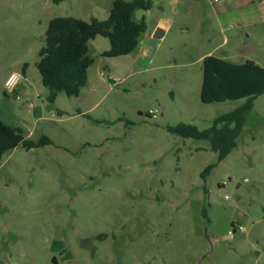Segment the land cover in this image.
Segmentation results:
<instances>
[{
	"label": "rangeland",
	"instance_id": "374dc122",
	"mask_svg": "<svg viewBox=\"0 0 264 264\" xmlns=\"http://www.w3.org/2000/svg\"><path fill=\"white\" fill-rule=\"evenodd\" d=\"M114 1L0 0V119L53 141L1 160L0 264H264V94L221 162L207 141L167 130L207 129L244 104L201 102V57L264 66V18L224 27L211 0H181L148 57L136 60L145 42L130 57L93 49L87 87L52 104L37 66L49 22L106 20ZM166 1L136 12L148 35Z\"/></svg>",
	"mask_w": 264,
	"mask_h": 264
},
{
	"label": "trees",
	"instance_id": "16d2710c",
	"mask_svg": "<svg viewBox=\"0 0 264 264\" xmlns=\"http://www.w3.org/2000/svg\"><path fill=\"white\" fill-rule=\"evenodd\" d=\"M154 0H115L106 20L92 18L85 21L75 17H56L48 25L45 45L40 50L37 64L43 86L48 90L52 104L59 93L69 97L80 96L89 83V71L95 64L90 50L91 40L107 38L110 48L102 52L104 58L130 55L139 47L147 32L145 18L136 19L138 10L150 11ZM203 104L245 100L244 104L217 117L213 125L200 130L190 123L168 126L169 133L184 139L207 141L221 162L238 146L254 109L257 97L264 94V66L254 61L233 63L215 55L202 61ZM25 74V70H23ZM53 144L46 135L38 140L26 138L24 131L0 119V165L4 155L22 145L27 151ZM214 167L203 172V178Z\"/></svg>",
	"mask_w": 264,
	"mask_h": 264
},
{
	"label": "crops",
	"instance_id": "0c3cea01",
	"mask_svg": "<svg viewBox=\"0 0 264 264\" xmlns=\"http://www.w3.org/2000/svg\"><path fill=\"white\" fill-rule=\"evenodd\" d=\"M211 3L214 5V11L216 12L219 23L222 26L224 25V27L227 25L226 27L234 28L236 26H241L244 23H253L255 22L254 19L260 16L261 19L258 20H262L264 18V0H219L218 2L211 0ZM184 4L185 2L181 0H167L163 3L161 6V16H159L154 28L151 30L149 35L148 28L147 32L141 37L139 47L142 42H145V46L142 50L140 49V54L136 57V60L140 59L141 56L148 57L149 54H151V50L153 48L152 44L154 43V41L152 43L151 40H162L169 33H171L177 17L181 13V6ZM158 28L164 31V35L160 39L155 38V33ZM99 38L100 36L91 40L90 50L92 51L94 49L96 51H101L100 53H102L110 48V42L107 45L104 39ZM139 47L137 50H139ZM134 52L126 57L132 56ZM205 57L206 56H202L201 61H203Z\"/></svg>",
	"mask_w": 264,
	"mask_h": 264
},
{
	"label": "built area",
	"instance_id": "2783aa9c",
	"mask_svg": "<svg viewBox=\"0 0 264 264\" xmlns=\"http://www.w3.org/2000/svg\"><path fill=\"white\" fill-rule=\"evenodd\" d=\"M214 1H215V2H218L219 0H214ZM19 80H20V76H19V75L15 74V73L12 74V75L7 79V81H6V83H5V88H6L8 91L12 92V91L16 88V86L18 85ZM226 186H227L226 183H224V184L221 185L222 188H225ZM228 198H229L228 195H226V199H228ZM238 229H239L240 231H243L244 228H243L242 226H240ZM233 231L236 232V231H237V228L234 227V228H233Z\"/></svg>",
	"mask_w": 264,
	"mask_h": 264
},
{
	"label": "water",
	"instance_id": "95a60500",
	"mask_svg": "<svg viewBox=\"0 0 264 264\" xmlns=\"http://www.w3.org/2000/svg\"><path fill=\"white\" fill-rule=\"evenodd\" d=\"M163 35H164V31L162 29L158 28L156 30V33H155V38L160 39L163 37ZM252 51H253V48L250 45H247V46H244L243 48H241L239 53L242 56H246L247 54H249Z\"/></svg>",
	"mask_w": 264,
	"mask_h": 264
}]
</instances>
